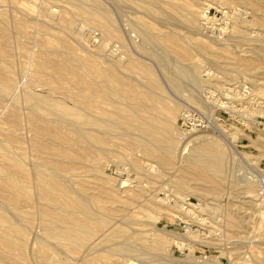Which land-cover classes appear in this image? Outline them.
<instances>
[{"label": "rangeland", "instance_id": "374dc122", "mask_svg": "<svg viewBox=\"0 0 264 264\" xmlns=\"http://www.w3.org/2000/svg\"><path fill=\"white\" fill-rule=\"evenodd\" d=\"M261 1L0 0V28L4 26L9 34L7 43L0 42V63L7 71L9 69L12 82L9 94H0V140L19 156L18 159H23L21 162L27 172L18 178L32 196L29 201L21 196L12 207L7 203V191H3L0 209L27 233L20 250L23 261L36 264L35 251L39 241H43L54 244L55 255L51 262L60 258L66 264H116L117 261L121 264L130 261H133L130 264H264V153L261 151L264 149V74L260 72V67L264 66V16L262 19ZM203 9H210L211 15L222 18L212 21L208 29L223 27L226 29L223 35L215 37L203 33L200 24ZM89 11L106 15L111 24L109 29L89 19ZM189 13L193 16L191 24L184 21ZM15 20L24 25L21 30L13 24ZM141 31L150 34L151 39L144 42ZM43 40L54 42L55 48L82 62L79 71L83 77L86 69L93 66L109 70L113 78L87 73L108 91L113 88L119 91L103 94L97 111L104 118L110 117L111 111H119L117 117L122 126L98 134L104 138L103 142L95 144L98 147H93L95 156L87 155L85 162L65 165L55 173L59 180H65L67 186L74 189L73 195L87 200L84 203L89 209L95 208L96 214L105 213L102 215L106 217L105 224L95 226L89 241L80 247L45 236L35 197L34 167L52 168L57 167V163L48 161L33 148L32 139L37 134L29 118L34 112L33 102L25 99L24 91L28 88L68 107L81 100L61 88H48L50 80L46 71H39L35 64L45 48ZM131 59L138 62L137 68L127 67ZM245 59L253 61L250 66L243 65ZM192 61L195 62L192 64ZM141 66L152 70L158 86L139 70ZM182 67H190L191 77L180 75ZM256 83L262 89L256 87ZM131 84L135 90L147 94L151 92L148 87L156 91L151 92L155 99L148 98L145 104L154 105L158 115L169 103L182 104L174 123L161 129L157 137L167 133L174 139L179 132L188 133L180 129L184 110H192L196 116L213 123L215 129L193 131V136L216 139L225 150L221 161L222 186L219 185L217 194L207 189V185H214L218 180L196 176L199 165L189 159L194 147L192 140H185L180 151L165 147L171 151L168 154L164 147L153 146L145 140L136 143L132 138L140 134V130L128 124L137 123L132 120L131 111L143 118L149 114L139 108L141 101L132 94ZM144 84L148 86L145 88ZM242 87L248 92L244 97L226 95L227 88ZM11 113L13 118H10ZM34 116L43 125L72 137V150L79 151L81 143L87 144L69 123L58 121L60 116H46L42 110ZM224 135L229 137L226 139ZM229 140H235L238 150L248 157L233 151ZM250 161H257L256 167ZM150 164L156 166L154 172ZM122 181L126 183L124 186H121ZM244 183L250 185L249 191L241 188ZM159 206L167 210L157 212L154 208ZM125 213L130 218L126 219ZM118 230L124 233L116 235ZM155 239H160L164 245L160 255L141 247ZM126 245L134 246L135 250L116 252ZM15 258V255L0 258V264H13Z\"/></svg>", "mask_w": 264, "mask_h": 264}, {"label": "bare ground", "instance_id": "6f19581e", "mask_svg": "<svg viewBox=\"0 0 264 264\" xmlns=\"http://www.w3.org/2000/svg\"><path fill=\"white\" fill-rule=\"evenodd\" d=\"M230 1H234V0H219V3H229ZM261 2H262L261 12L263 13L261 18L263 19L264 0H262ZM88 13L90 15L89 19L95 22L99 27H102L103 29H107V30L109 29V25L111 24L106 15L95 12V11H89ZM192 17L193 16L191 15V13H189L188 15L184 17V21L191 24L193 22ZM13 24H15V27L17 28V30H21L22 27L24 26V25L22 26V23L17 20H15ZM85 24L86 23L82 24V26H84ZM69 26H70V23L67 24V27ZM7 30H8V26H7ZM141 36L144 42L151 39V35L148 34L146 31H141ZM199 37L201 38V36ZM8 41H9V34L6 31V28L2 26L0 28V42L4 44V43H7ZM59 41L60 40H58V43ZM53 43L54 42L49 41V40L42 41V44L45 48L40 53L39 58L36 59L35 64L37 68L40 69V70L38 69L39 71L41 72L46 71V74L48 75L47 77L50 80V86L48 88L52 90L61 88V90L64 93L65 92L74 93L78 95L81 98V100L79 104L75 101V102H72V107H68L66 105L59 104L57 100L52 99L48 96H43L34 91L28 90V88L27 90L24 91L25 99L33 102L32 107H33L34 112H32L33 114H31L29 117L30 121L32 122V126L37 133L32 139L33 148L36 151L43 153L48 161H55L57 163L56 164L57 167L51 168V167L43 166V169L35 165L36 167H34L33 169V180L35 183L34 186L36 188L35 197L39 204L40 221L43 225L45 236L51 239H55L57 242H63L68 245L80 247V246H83L87 241H89V238L93 235V232L95 231L94 227L101 226L104 223L106 217L102 215H104L105 213L102 214L103 213L102 212L101 215L96 214L94 213L95 208H91L93 209V212H92L91 209L87 207L88 205H85L84 203L85 199H82V197H80L83 200L82 201L80 198L73 195L72 193L74 189L70 188L69 185L67 186V182L65 180L64 181L63 179L59 180L56 177L57 175H55V173L56 171H58L59 173L61 171V167H65V165L75 163V162H80V161L85 162L84 158L87 155L95 156V154L92 153L93 149H95L93 147L96 146L95 144H99L103 142L102 139L104 138L103 136H102L103 138H101L98 134L102 135L104 134L103 131L106 129L109 130L112 127L122 126L121 121L119 122V119L117 117V116H120L119 111H111L110 117H106V118H104L101 115L102 114L101 112L97 111L100 107L99 98L103 94L110 95L113 93H117L119 91L114 88L112 89V91H108L105 87L101 86L100 83L97 82V80L93 78L91 79L89 75V73H92L94 75L103 74L107 78H113L109 70H106V69L103 70L96 66H93V68L91 69H86V72H85L86 75L85 77H83L82 76L83 74L80 75V71H79L81 70V67L83 66L82 62L78 61L76 58L72 57L70 54H68L64 50L55 48ZM260 58L262 57L260 56ZM73 62L75 64H73ZM194 62L192 61L191 63L193 64ZM251 62L253 61L249 59L248 61H246L245 59V62H243V65H249V64L251 65ZM262 64H264V61H262ZM138 65H139L138 62L131 59L127 67H130L131 69L132 68L135 69L138 67ZM86 66H89V64ZM260 68H261L260 72L264 74V66H261ZM139 70L146 77L154 81L156 86H158V83L153 76V72L148 66H141ZM189 70H190V67L189 69H183L182 67L181 69H179L181 73L180 75H182L183 77H191V71ZM8 71L6 69V66L3 63H0V94L1 95H5L6 93H8L12 87V82H11L10 76L8 75ZM253 74L257 75L258 72H253ZM180 75L178 73V76ZM256 84L258 85V83ZM132 85L133 84H131L130 87H132ZM145 85L146 84H144L143 87ZM147 86L148 85H146L145 88ZM256 87L261 88L259 87V85ZM147 89L150 90L154 94L156 93V91H153L152 89H150V87H148ZM132 92H133L132 94L135 97L139 98V101H141V104H139L140 105L139 108H141L145 112H148L149 114L147 118H143V117H140L137 112L131 111L132 120L134 121L137 120V123L131 121L128 124L134 128H138L141 131V132L139 131L140 134H136V132H133L136 135L132 136V138L136 141V143L141 142V140H145V141L150 142L153 146H158L161 148L164 147L166 153L169 154L171 153V151L166 150L165 147H172L180 151L182 148V144L185 140L187 142L192 140L194 147H193V150H191L192 151L191 157H189V159L192 163L194 162L197 165H199V170H196L197 172H195L196 176H198L199 178L201 177L205 179L212 178V181L218 180L217 182L218 184L214 182V185L209 184V183L207 185V189L210 188L212 192L216 193L219 185L221 184L220 186H222V183H220V179H221L220 173L222 170L221 161L223 160L224 155H225V150L220 147L219 141L216 139L208 140L203 135L193 136V131L188 132V133L179 132L174 137V139L167 133L166 134L162 133V137H157L156 134L159 133L161 129L166 127V125H170L174 123L177 110L181 108L182 104L177 101L173 102L172 104L169 103V105L163 106V108L161 109L162 113L158 115L156 113V108L154 107V105L145 104L148 98L154 97L152 96L153 94H151V92L150 94H147L145 91H137L134 89V86L132 87ZM222 106L225 107L226 105L222 104ZM39 110H42L44 112V115L46 116L51 115V114L52 115L56 114V117L57 115L60 116V118H58L59 120L56 117L55 118L60 122L69 123L72 129L77 130L80 133V137L82 141L86 142L87 144L81 143L80 145L81 149L79 151L75 150L74 148H73L74 150H72L73 138L69 136H64L62 133L63 131L61 132L59 130L52 129L47 125H43L42 124L43 122L40 123L34 116V113L38 112ZM262 112H264V110ZM67 116L69 117L68 118L69 120L65 119L67 118ZM13 117L14 115L11 113L10 118H13ZM125 122L127 124L128 121H125ZM123 130H127V129L124 128ZM128 133L130 134L132 132H128ZM224 137L227 139L229 136L224 135ZM2 139H5V138H2ZM155 142H158V143H155ZM228 143L230 144V147L232 148V150L234 149L235 151H239L238 145L235 142V140L233 141L229 140ZM12 151L0 140V159H1L0 161V193H2L3 191H7V196H8L7 203L8 205L15 207V205L17 204L21 196L23 197L21 198L26 201H29L32 198V196H30L28 190L20 183V180L18 178V176L20 175L22 176L26 175V172H27L24 168V165L21 162L22 158L18 159L19 156L16 157V155L14 154L15 152L13 151L14 152L13 153ZM261 151L262 153H264V149H262ZM239 152L242 153V155H244L245 157H248L247 153L242 152V151H239ZM250 163L256 165L257 161H250ZM151 166L152 167L150 168L151 169L153 168V172H154V169H156V166H153V165ZM157 173H154V174H157ZM60 174L62 176L63 173H60ZM125 184L126 183L122 181L121 186H124ZM68 187L72 190V192ZM241 188L245 189L246 191H249L250 185L248 183H244L243 187ZM85 201L87 202V200ZM121 207H125V206H121ZM3 208L5 207L3 206ZM154 209L157 212L167 210L160 206ZM123 216H125L126 219L130 218V215L128 213H125ZM11 220L12 219H9L8 215H6L4 211L0 209V258L9 256V255L10 256L15 255L16 261L13 264H27L25 260L23 261V258L21 257V251H20L23 247L22 240H24L23 237L26 236L25 235L26 232L23 228L15 224V223H18L17 221L14 223ZM238 224L240 223L238 222ZM120 232L124 233L123 230H118V233L116 235H118ZM116 235H113V236H116ZM172 235L180 238V235L178 234L172 233ZM50 243L51 242L47 243V242L39 241V246L37 250L35 251V257L37 260L36 264H66V261L60 258H56L54 262H51V257L55 255V252H54V247H53L54 244H50ZM176 243H179V242H176ZM141 247L146 249L148 252L150 251L152 253H157V255L158 254L160 255V253L164 250V245L160 241V239H155L149 243L142 244ZM134 250H135L134 246L126 245L125 247L121 246L118 249H116V252L119 251L123 254L124 252L134 251ZM130 263H133V261H130ZM116 264H121V262L117 261Z\"/></svg>", "mask_w": 264, "mask_h": 264}, {"label": "built area", "instance_id": "2783aa9c", "mask_svg": "<svg viewBox=\"0 0 264 264\" xmlns=\"http://www.w3.org/2000/svg\"><path fill=\"white\" fill-rule=\"evenodd\" d=\"M200 24L202 25V31L205 34H210L211 36L219 37L224 34L225 28L220 27L217 29H208V25L212 21L222 20L220 17L219 19L216 15H211L210 9H203L200 14ZM247 90L245 87L240 88H227L226 95L230 94L234 97H244L246 95ZM207 118H201L195 115V112L192 110H184L180 117V129L181 131L186 130L188 132L191 131H207L215 129L216 127L210 120H205ZM253 167H256L255 165Z\"/></svg>", "mask_w": 264, "mask_h": 264}]
</instances>
